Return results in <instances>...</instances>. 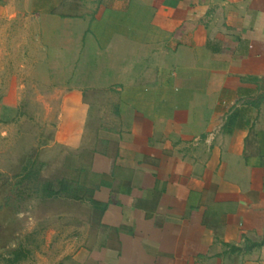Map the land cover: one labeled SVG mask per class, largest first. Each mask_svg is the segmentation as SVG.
<instances>
[{"label": "crops", "instance_id": "obj_1", "mask_svg": "<svg viewBox=\"0 0 264 264\" xmlns=\"http://www.w3.org/2000/svg\"><path fill=\"white\" fill-rule=\"evenodd\" d=\"M28 89L83 209L18 264H264V0H0V138Z\"/></svg>", "mask_w": 264, "mask_h": 264}, {"label": "rangeland", "instance_id": "obj_2", "mask_svg": "<svg viewBox=\"0 0 264 264\" xmlns=\"http://www.w3.org/2000/svg\"><path fill=\"white\" fill-rule=\"evenodd\" d=\"M33 96L28 89L21 114L3 123L9 128L0 138L1 223L7 227L5 236L0 235V264H8L16 251L26 253L24 260L29 261L51 253L53 244L69 237L65 226L80 223L83 209L80 201L44 196L45 182L56 189L59 181L69 182L73 174L63 166V151L52 144L54 105Z\"/></svg>", "mask_w": 264, "mask_h": 264}, {"label": "trees", "instance_id": "obj_3", "mask_svg": "<svg viewBox=\"0 0 264 264\" xmlns=\"http://www.w3.org/2000/svg\"><path fill=\"white\" fill-rule=\"evenodd\" d=\"M42 191L47 198L64 196L73 200H79L78 195L81 192V187L76 183L61 180L57 183L56 189L52 187L51 183L45 182L42 185ZM25 255L26 253L23 254L21 251L14 252V258L8 260V264H18L27 257Z\"/></svg>", "mask_w": 264, "mask_h": 264}, {"label": "flooded vegetation", "instance_id": "obj_4", "mask_svg": "<svg viewBox=\"0 0 264 264\" xmlns=\"http://www.w3.org/2000/svg\"><path fill=\"white\" fill-rule=\"evenodd\" d=\"M4 207V203H0V208ZM1 217H2V210H0V235L5 236L6 231H7V227H5L2 223H1Z\"/></svg>", "mask_w": 264, "mask_h": 264}]
</instances>
